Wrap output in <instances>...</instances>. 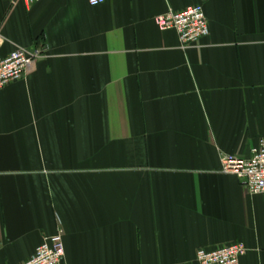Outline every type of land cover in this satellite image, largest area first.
Returning <instances> with one entry per match:
<instances>
[{
    "label": "crops",
    "instance_id": "1",
    "mask_svg": "<svg viewBox=\"0 0 264 264\" xmlns=\"http://www.w3.org/2000/svg\"><path fill=\"white\" fill-rule=\"evenodd\" d=\"M196 4L182 49L154 18ZM36 47L0 89V264L59 229L63 264H264V194L220 162L264 137V0H0V56Z\"/></svg>",
    "mask_w": 264,
    "mask_h": 264
},
{
    "label": "built area",
    "instance_id": "2",
    "mask_svg": "<svg viewBox=\"0 0 264 264\" xmlns=\"http://www.w3.org/2000/svg\"><path fill=\"white\" fill-rule=\"evenodd\" d=\"M32 4L39 0H25ZM90 6H98L104 0H87ZM161 31L173 30L179 45L186 49L195 45L209 34L208 22L202 5L196 4L180 11H168L154 18ZM45 56L42 48H16L0 56V89L10 82L26 79L31 66ZM221 172L233 174L250 195L264 194V137L250 149L248 158L233 154L221 157ZM247 247L241 242H232L213 250L199 248L196 251L198 264H239ZM63 233L59 229L46 237L37 246L29 259L20 264H63Z\"/></svg>",
    "mask_w": 264,
    "mask_h": 264
}]
</instances>
